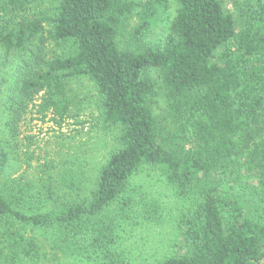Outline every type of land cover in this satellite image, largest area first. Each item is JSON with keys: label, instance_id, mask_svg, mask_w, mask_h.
<instances>
[{"label": "trees", "instance_id": "obj_1", "mask_svg": "<svg viewBox=\"0 0 264 264\" xmlns=\"http://www.w3.org/2000/svg\"><path fill=\"white\" fill-rule=\"evenodd\" d=\"M33 2L0 0V114L7 107L11 137L36 100L62 124L81 78L94 84L103 122L119 134L85 202L27 213L0 191V223L18 221L47 241L6 234L12 264L48 257V246L90 264H128L118 244L139 224L129 193L145 167L161 170L191 202L177 224L184 252L160 264H262L263 1L240 19L223 0H55L36 12ZM173 6L166 32L148 39ZM136 12L135 47H122ZM48 43L62 51L49 54ZM8 163L0 143V172Z\"/></svg>", "mask_w": 264, "mask_h": 264}, {"label": "rangeland", "instance_id": "obj_2", "mask_svg": "<svg viewBox=\"0 0 264 264\" xmlns=\"http://www.w3.org/2000/svg\"><path fill=\"white\" fill-rule=\"evenodd\" d=\"M34 1V2H33ZM55 0H32L37 6L34 11H46ZM139 2V0H134ZM261 0H223L228 13L250 14ZM264 3V0H262ZM175 7L168 15H162L160 22L149 33L148 39L158 40L167 30ZM122 47L134 48L129 33L139 25L138 12L131 15L126 23ZM128 41H130L128 43ZM62 49L54 44L47 45L49 54ZM6 78L14 79L10 68ZM8 91L5 90L4 97ZM72 104L69 116L62 124L54 121L52 114H42L39 100L30 106L18 125L16 138L11 137L7 121L9 111L1 108L0 143L8 154L9 163L0 172V191L14 206L27 213L41 210L62 209L71 202H85L96 190L97 178L103 164L118 145V130L104 124L101 117L100 98L92 82L81 78L72 82L68 94ZM157 114H164L161 101ZM129 195L135 198L134 215L139 224L127 227L118 244L127 253L128 264H160L167 258L181 255V231L178 221L187 213L191 202L180 199L174 188L167 182L161 170L145 167L131 181ZM146 201L148 206L146 205ZM152 207V208H151ZM149 210H147V209ZM146 211V212H145ZM34 238L45 243V237L38 230L16 221L14 226L0 223V264H12L6 234L12 233ZM10 243V242H9ZM48 246V257L34 262L23 258L17 264H90L83 257L54 255Z\"/></svg>", "mask_w": 264, "mask_h": 264}, {"label": "water", "instance_id": "obj_3", "mask_svg": "<svg viewBox=\"0 0 264 264\" xmlns=\"http://www.w3.org/2000/svg\"><path fill=\"white\" fill-rule=\"evenodd\" d=\"M262 264H264V261L262 262Z\"/></svg>", "mask_w": 264, "mask_h": 264}]
</instances>
